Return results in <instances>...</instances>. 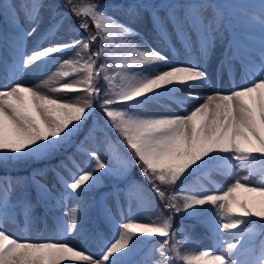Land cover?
Here are the masks:
<instances>
[{"label":"snow or ice","instance_id":"obj_1","mask_svg":"<svg viewBox=\"0 0 264 264\" xmlns=\"http://www.w3.org/2000/svg\"><path fill=\"white\" fill-rule=\"evenodd\" d=\"M64 3L78 25H71V16L55 0L0 4V165L47 159L71 144L97 111L105 121L94 123L77 147L89 158L85 167L74 157L75 171L61 162L70 179L57 173L59 194L36 178L43 170L31 178L38 198L62 209L56 223L60 240L19 239L8 232L5 225L17 224V215L29 231L35 205L26 182L0 178V264H264V0ZM108 9L122 13L126 22ZM45 11L48 25L40 32ZM145 16L172 58L133 27ZM66 22L69 39L49 43ZM176 43L185 54L182 64L175 59ZM218 44L225 47L217 76L226 71L231 79L238 62L247 82L226 93L203 95L194 89L212 83L207 64ZM26 76L43 78L27 85L20 82ZM71 93L83 95H62ZM149 105L164 112H149ZM172 105L184 114L172 111ZM109 129L119 140L111 138ZM97 132L103 134L107 160L85 146ZM133 167L140 168L147 188L129 179ZM216 175L229 183L220 184ZM105 176L126 182L104 198L119 201L123 195L129 212L117 219L110 208L103 209L113 234L100 237L103 245L93 255L68 240L84 232L83 197ZM73 199L77 203L69 208L67 201ZM181 213L182 221L195 219L206 228L208 248L200 247L183 224L174 229L173 219ZM151 237L163 239H140ZM145 243L152 245L145 253L150 258L137 259Z\"/></svg>","mask_w":264,"mask_h":264},{"label":"rangeland","instance_id":"obj_2","mask_svg":"<svg viewBox=\"0 0 264 264\" xmlns=\"http://www.w3.org/2000/svg\"><path fill=\"white\" fill-rule=\"evenodd\" d=\"M5 2H7V0H2L0 4L5 3ZM55 2L58 3V0H55ZM235 2L242 3L241 1H238V0H235ZM106 5H110V3ZM108 10L110 11L111 15L116 16L120 20H125V17L122 13L112 12L111 9H108ZM47 15L48 14L45 11L44 13L45 23L41 25L40 32H42L48 25ZM70 23L72 25V21H70ZM68 26L69 25L66 22L64 28L58 34V37L54 40L49 41V43H60L63 40L69 39V35L67 33ZM25 27H28V25L25 24ZM133 27H135L137 31H139L142 34L143 38L147 40L149 44H151L153 47L157 48L158 50L162 51L165 55H168L170 58H172L173 53L171 52L170 49L166 48L157 39V36L152 28L151 22L147 16H145V18L142 21L134 24ZM0 28H1V23H0ZM169 31H171V26H169ZM40 32L37 33V36H39ZM35 40H36V36L29 39V42H28L29 49L33 47V43L35 42ZM172 40L173 42L176 41L175 35H173ZM224 47L225 45L218 44L215 53L213 54L212 58L209 60L207 64V69H208V72L212 80V83L207 86L209 89H212V86L214 83H218V84L220 83V85L221 83H223L225 85V89L227 90L228 88L235 86L238 83L239 79H240L239 81L240 83L245 82V80L242 79V69L238 62L235 63V72H234V76L231 79L229 78V75L226 71L223 73L222 76L220 77L217 76L216 69L219 64L220 59L222 58V52L224 50ZM176 48L179 49V53L176 55L175 59L178 63L182 64L185 62V54L179 43H176ZM42 78L43 77L34 78L32 76H26L23 80H25L27 85H35L39 82V79H42ZM41 91H46V90L41 89ZM207 92L208 94H210V92L213 93L217 91L215 90L210 91L207 89ZM48 94H51V93H48ZM62 95H64V98H67L70 96H82L83 94L82 93H71V94H62ZM171 108H172V111L176 113L184 114L183 110L177 105H172ZM148 110L149 112H153V113H163L164 112V109L159 108L156 105H149ZM91 121H92V124H90L89 127H92L94 123H99L95 117H93ZM86 135L82 137V139L79 141V144L81 141L85 140ZM102 141H103V134L100 132H97L95 138H89L85 142V146L88 147L90 150L96 151L102 158L107 160V156L105 154V149H104V144ZM73 157L81 165V167H85V161L89 159L86 155H83L80 152H74L71 154L70 157L62 158L61 160L56 161L52 165L51 168L44 169L43 174L36 176L37 179H39L42 183L48 186V188L51 190L54 196L59 194L60 192L58 191L56 187L55 180L53 179L52 171H54L56 175L57 173H60L65 178L70 179L68 172L65 171L63 167H61V162L63 161L67 163L68 167L72 168V164L70 163V158H73ZM72 170L75 171V168H72ZM37 172L38 171L34 172L33 176ZM105 177H108V176H105ZM0 178H9V179L16 178L20 180L21 182H26L27 192H28V188L32 187L29 181H27L24 176H16V177L2 176ZM215 180L223 185H227L229 183V180L227 178L220 176V175H216ZM201 182L204 183L206 187H209L210 189H212V186L208 184L207 181L202 180ZM111 190L112 189L110 188L106 190L105 192H103L98 198L96 204H92L91 202H86L85 200H83V203L86 208V215L84 216L83 224H82L84 232L79 236H77L76 234H73L72 237H70L68 240L70 244H74L79 248H84L87 252H90L93 255H97L99 253L100 248L103 245V241L100 239V237H103L104 239H111L112 234H113L112 230L110 229V226L105 221L103 209L110 208L113 213L117 214V219H119L121 216L127 218V215L129 212V205L125 201L123 195H121L119 201H115L111 198H104V194L110 192ZM19 191L20 190L18 189L17 192L13 194L12 196L13 202L17 201ZM35 196L38 198L37 191H35ZM30 199L31 200L33 199L31 195H30ZM76 203L77 201L75 199L67 201V205L69 208H71ZM35 204L36 205H35V210H34L33 215L35 216V215L43 213V220L41 224H39L37 221H34L33 225L31 226V229L29 231H24L23 224L19 222V220H17L18 221L17 224H12V223L6 224L5 225L6 229H9L10 232L14 231L16 233H26V234L33 235L35 238L38 239V241L46 240L44 238H40L41 235H44V234H49L51 236V240H54V241L60 240L61 237L56 232V223H57V218L62 216V209L59 207V205H56L54 207L52 201L44 205H37L36 202ZM132 213L133 215H137L135 202H133L132 204ZM137 219L142 220L143 219L142 215H138ZM188 226H191V225H185L186 230L191 234V236L194 239L200 242L199 246L202 248H208L210 246L211 241L207 238V235L203 234L200 227L198 225H194V227H188ZM97 233L99 234V236L96 235ZM140 239H145L146 241L152 240L154 242H158L163 238L151 237V238H140ZM151 247L152 245L148 243H145L144 245H142L143 252L137 257V259L150 258V255L146 256L145 253H149V250L151 249ZM217 251H219V249H217ZM156 258L157 259L159 258L158 255L156 256Z\"/></svg>","mask_w":264,"mask_h":264},{"label":"trees","instance_id":"obj_3","mask_svg":"<svg viewBox=\"0 0 264 264\" xmlns=\"http://www.w3.org/2000/svg\"><path fill=\"white\" fill-rule=\"evenodd\" d=\"M1 2V0H0ZM74 2H76V0H74ZM92 2H95L101 6H103L104 4H108V3H122L124 2V0H92ZM155 2H159V0H155ZM58 3L60 4L61 9L68 13L69 16H71V21H72V25H78L79 24V20L75 17L71 15L69 6L67 4L64 3V0H58ZM2 26H4V21H1ZM89 24H91V21H89ZM94 31V29H93ZM99 42H97L96 45H93V49H95L98 46ZM96 117L97 121L103 125L105 118L103 115L100 114L99 111H97V113L93 116ZM91 117L88 120V123L84 125V128L82 131H80L74 138H73V142L69 145H65L63 146L56 154H54L53 156L47 158V159H40V160H19L16 162H10L7 165H0V176L1 175H9V176H20V175H25L27 177H30L31 172L34 170H37L39 168L43 169V168H48L52 163H54L56 160H60L62 158L68 157L72 152L77 151V147L79 145V141L80 139L86 135L87 131L89 130V126L90 124H92L91 119L93 118ZM109 133L111 134V138L113 140H119L118 135L112 131L111 129H109ZM121 151L124 153V155H127L130 159L132 158L131 154L122 146ZM129 179L131 180H135V181H139L141 184H143L146 188L148 187L146 181L144 180V178L141 176L140 174V168L139 167H133L131 170V173L129 175ZM194 179V178H192ZM114 183L119 184V186L121 188H124L125 183L124 181H118L115 177H104L103 178V183L100 187L92 190L91 192L85 193L83 200H85L86 202H93L95 203L97 197L99 196V194H101L103 192L104 189H108L110 186L114 185ZM116 184V185H117ZM179 184V182H178ZM56 185L59 189V191H62V186L59 183V181L56 179ZM115 186V185H114ZM34 189H36V187L34 186V188H31L29 191L30 192H34ZM153 199L156 200L157 204H159V200L158 198L155 197V195L153 194ZM35 201H37L36 199H34ZM34 201V202H35ZM33 202V201H32ZM42 203H44V201H41ZM162 207V206H161ZM16 213L19 214L21 209L19 207H17L15 209ZM165 214H167V212H165ZM185 214L181 213L179 215H176L173 219V227L174 229L181 227V225L183 224L185 225H198L201 230L207 235V230L206 228L200 224L197 223V221L195 219H184L182 221V217ZM17 218L19 220H23V217L21 215H17ZM37 220H39L41 218V215H37Z\"/></svg>","mask_w":264,"mask_h":264},{"label":"bare ground","instance_id":"obj_4","mask_svg":"<svg viewBox=\"0 0 264 264\" xmlns=\"http://www.w3.org/2000/svg\"><path fill=\"white\" fill-rule=\"evenodd\" d=\"M238 1H241L242 3H251V2H253V0H238ZM239 81H240V79L238 80V83L235 86H233V87H239V86H241L243 84V83H240ZM20 82L26 84L25 80H21ZM246 82L247 81H245L244 83H246ZM207 86H204L203 88H199V89H194V91H198V92H200L203 95H207L208 94L207 89L210 90V91L215 90L217 92L226 93V92H229L230 90H232V88H233V87H230V88H228L226 90L225 89V85L223 83H221V85H220V83L219 84L218 83H214L213 86H212V89H209ZM210 94H211V92H210ZM197 103H199V101H197ZM7 230H8V232L10 234H12L14 237H17L19 239H30V240H33V241H38V239L35 238L33 235L26 234V233H16L14 231L10 232L9 229H7ZM40 238H44L46 240H51V236L49 234L41 235Z\"/></svg>","mask_w":264,"mask_h":264}]
</instances>
